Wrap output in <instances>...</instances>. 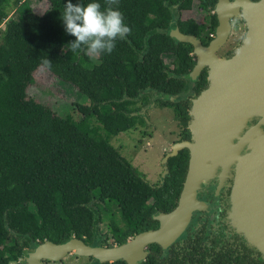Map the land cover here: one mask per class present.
Instances as JSON below:
<instances>
[{"label": "trees", "instance_id": "16d2710c", "mask_svg": "<svg viewBox=\"0 0 264 264\" xmlns=\"http://www.w3.org/2000/svg\"><path fill=\"white\" fill-rule=\"evenodd\" d=\"M45 1L38 13L31 0H0V264H23L17 261L24 252L44 240L62 243L73 236L110 246L158 226L154 215L177 204L187 148L169 156L166 175L152 183L110 138L146 125L145 111L154 104L171 108L181 139L188 138L191 99L185 94L197 96L207 86V70L190 78L192 45L168 31L177 25L207 44L218 23L217 0H119L130 34L117 39L111 54L89 56L84 46L73 54L68 45L76 37L62 19L69 0ZM96 2L107 7L106 0ZM184 12L190 15L183 17ZM39 66L88 96L89 105H78V120L29 96ZM226 222L224 232L202 225L166 248L152 243L144 263L264 264L262 252L231 218ZM90 264L126 262L92 258Z\"/></svg>", "mask_w": 264, "mask_h": 264}, {"label": "water", "instance_id": "95a60500", "mask_svg": "<svg viewBox=\"0 0 264 264\" xmlns=\"http://www.w3.org/2000/svg\"><path fill=\"white\" fill-rule=\"evenodd\" d=\"M214 11L218 23L207 44L177 25L168 31L192 45L195 64L189 77L194 79L202 69L207 70V86L192 97L188 109L191 139L174 142L162 160L165 167L169 156L188 150L187 171L175 207L154 215L157 227L140 231L121 244L90 245L73 236L62 243L44 240L24 252L23 264H48L45 260L58 261L71 252L100 263L122 259L137 264L146 259L150 244L166 248L180 237L192 213L203 207L195 196L201 183L215 175L218 166L222 181L233 163L229 215L237 230L264 256V130L260 127L264 124V0H217ZM233 18L244 21L245 33L230 56L219 57L216 51L226 42ZM254 116L258 122L246 125ZM245 145L246 152L240 154Z\"/></svg>", "mask_w": 264, "mask_h": 264}, {"label": "rangeland", "instance_id": "374dc122", "mask_svg": "<svg viewBox=\"0 0 264 264\" xmlns=\"http://www.w3.org/2000/svg\"><path fill=\"white\" fill-rule=\"evenodd\" d=\"M35 12L41 13L46 8L45 0H31ZM9 16L13 6L7 8ZM190 15L184 12L183 17ZM245 33V24L240 18L231 21V30L226 42L219 47L216 54L224 56L230 49L238 47ZM169 63V58L165 57ZM34 82L27 88L29 96L47 104L53 112L60 116H72L75 120L80 117L78 105H89L88 96L80 92L77 87L68 81H63L39 66L33 73ZM146 125L136 124L131 129L122 131L110 138V143L130 161V163L145 178L157 183L165 167L162 165L164 155L171 150L174 142L180 136L181 126L174 118L173 110L169 107L148 106L145 111ZM91 126L97 128L99 124L91 119ZM102 232L106 230L104 223L100 224ZM111 242V240L109 241ZM93 257L79 256L73 252L62 259L48 264H90ZM141 264H145L144 260ZM47 263V262H46ZM10 264H16L11 262Z\"/></svg>", "mask_w": 264, "mask_h": 264}, {"label": "clouds", "instance_id": "9594fccd", "mask_svg": "<svg viewBox=\"0 0 264 264\" xmlns=\"http://www.w3.org/2000/svg\"><path fill=\"white\" fill-rule=\"evenodd\" d=\"M118 4L119 0H106L107 7L102 10L96 0H90L86 5L73 4L69 0L62 19L66 31L76 37L68 45L73 54H77L82 46L89 56H99L102 52L111 54L117 39L123 40L130 34L131 28L125 23ZM44 63L51 67L48 59Z\"/></svg>", "mask_w": 264, "mask_h": 264}, {"label": "flooded vegetation", "instance_id": "af4514ba", "mask_svg": "<svg viewBox=\"0 0 264 264\" xmlns=\"http://www.w3.org/2000/svg\"><path fill=\"white\" fill-rule=\"evenodd\" d=\"M234 19L235 18H233L231 21H233ZM241 21L243 20L241 19ZM235 49H236V46L230 49L224 56L226 57L230 56L235 51ZM185 96L192 99V97L190 96V93L189 94L186 93ZM190 103H191V100H190ZM150 106L154 107V105H150ZM258 120H259V117L254 116L250 120H247L246 125L256 124ZM260 127H262V129L264 130V124H261ZM245 130H246V127H244L242 132H240V137L243 135V132ZM181 138L182 137H181V131H180V136L178 140H182ZM190 139H191V133L189 131L188 138H185L183 140H190ZM237 140L238 138H235L234 142H237ZM246 146L247 145L243 147V149L240 151V154H244L246 152L247 150ZM235 166H236L235 163L231 164L227 174L224 176L222 181L220 179L221 167L218 166L217 169L215 170L216 171L215 175L208 178V180L205 181V183H201V185L197 189L195 196L198 201L203 203V207L192 213L191 218L184 232L180 235L178 239L182 238L187 233L188 229L197 228L202 225H206L207 228H210L212 230L223 228V232H224L227 226L226 221L227 219H230L229 213L231 209V190L233 186ZM45 262L54 263L56 261L45 260Z\"/></svg>", "mask_w": 264, "mask_h": 264}, {"label": "built area", "instance_id": "2783aa9c", "mask_svg": "<svg viewBox=\"0 0 264 264\" xmlns=\"http://www.w3.org/2000/svg\"><path fill=\"white\" fill-rule=\"evenodd\" d=\"M22 261H23V258H19L17 262L20 263Z\"/></svg>", "mask_w": 264, "mask_h": 264}]
</instances>
